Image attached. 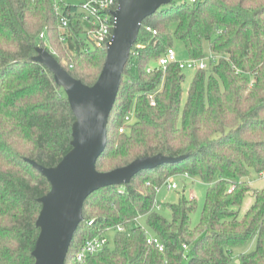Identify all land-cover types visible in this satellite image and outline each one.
I'll return each instance as SVG.
<instances>
[{
    "label": "trees",
    "instance_id": "16d2710c",
    "mask_svg": "<svg viewBox=\"0 0 264 264\" xmlns=\"http://www.w3.org/2000/svg\"><path fill=\"white\" fill-rule=\"evenodd\" d=\"M54 2L0 0V264L35 262L39 198L51 183L28 159L56 166L72 149L74 112L64 87L34 59L37 47L87 85L97 81L107 57V49L90 46L91 25L78 4L61 2L71 13L65 29ZM175 40L183 42L188 58L206 57L207 48L219 56L209 69L196 71L184 103L179 64L158 65ZM157 154L188 157L89 195L66 264H80L84 242L118 224L127 229L115 230L114 247L108 244L87 264H229L233 249L254 238L255 249L240 259L264 264V186L247 180L264 175V0H172L143 21L96 167L106 172ZM178 173L208 185L196 227L190 224L195 196L182 194L169 204L171 219L156 209L158 189ZM250 192L254 203L240 217L238 207ZM140 217L162 240L163 251L147 242L146 230L135 222Z\"/></svg>",
    "mask_w": 264,
    "mask_h": 264
},
{
    "label": "water",
    "instance_id": "95a60500",
    "mask_svg": "<svg viewBox=\"0 0 264 264\" xmlns=\"http://www.w3.org/2000/svg\"><path fill=\"white\" fill-rule=\"evenodd\" d=\"M171 1L119 0L114 12L113 39L108 45L102 71L93 85L73 77L50 51L37 47L38 54L34 59L45 64L56 82L64 87L76 120L72 129V149L56 166L47 167L28 159L51 183L50 191L39 198L43 207L37 219L40 234L33 250L34 264H66L74 233L84 218L85 201L93 192L129 183L142 171L188 157L157 154L106 172L96 167L108 143L109 118L143 21Z\"/></svg>",
    "mask_w": 264,
    "mask_h": 264
},
{
    "label": "built area",
    "instance_id": "2783aa9c",
    "mask_svg": "<svg viewBox=\"0 0 264 264\" xmlns=\"http://www.w3.org/2000/svg\"><path fill=\"white\" fill-rule=\"evenodd\" d=\"M64 0H55L54 7L58 11L61 20L62 28H67L70 25V14H65L61 9V2ZM192 2L196 0H190ZM119 0H81L79 6L81 18L87 21L91 25V29L88 31L91 41L94 42L96 47L107 49L108 45L111 43L114 34V28L116 25V17L114 12L118 9ZM146 29L153 34H157V31L151 26H147ZM41 38H45V31L40 34ZM66 34H64L61 39L65 40ZM219 60V56L211 54L208 57L200 59H180L174 49L170 47L167 49L164 55L158 59V65L163 69H166L167 65L171 62H177L182 70L185 68L199 69H209ZM152 103L155 104L153 95H151ZM132 112L126 116V122H132ZM125 126L120 128L124 131ZM165 184L169 189L177 188V184L169 178ZM233 186L229 189L231 191ZM138 218L135 220V222ZM90 224L93 221L89 222ZM137 225H141L136 222ZM142 226V225H141ZM143 227V226H142ZM144 228V227H143ZM127 227L124 224H118L116 226L107 227L100 235L87 239L84 244L80 247L77 253V260L80 264H87V259L89 256L97 254L104 250V248L109 244V238L107 237V232L109 230L124 231ZM145 229V228H144ZM146 230V229H145ZM147 232V231H146ZM147 242L154 244L159 250L163 251L165 249L164 243L157 235H150L147 232ZM186 246V245H185Z\"/></svg>",
    "mask_w": 264,
    "mask_h": 264
},
{
    "label": "rangeland",
    "instance_id": "374dc122",
    "mask_svg": "<svg viewBox=\"0 0 264 264\" xmlns=\"http://www.w3.org/2000/svg\"><path fill=\"white\" fill-rule=\"evenodd\" d=\"M74 4H80L81 0H70ZM183 0H175V2L179 3ZM90 46L95 47L93 41H90ZM174 49L178 55V58L184 60L188 58L187 51L183 42L179 40H175ZM210 49H206V57L210 56ZM196 69L194 68H185L183 73L185 75V79L183 82V103L187 99L188 90L192 83V80L196 74ZM172 180L177 184V188L169 189L168 186L164 183L157 192L156 196V209L166 218H172V212L169 208V204L177 203L179 201V197L182 194H185L187 197L195 196L197 199L198 207L197 210L191 214L190 224L192 227H196L201 219L203 207L206 200V193L208 185L199 177L194 175H189L188 173H178L174 176H171ZM247 180L250 181V184L254 188H262L264 186V175L261 177L258 174L253 173ZM254 203V196L252 192L248 193L244 198V201L240 207H238L239 215L242 217L245 212L252 206ZM140 223L146 231L150 235H154L153 230L147 225L146 219L144 217L138 218L136 221ZM115 230H109L107 232V237L109 238V247H114V237ZM256 247V238L251 240L245 245L237 246L233 249V253L231 256V261L229 264H243L240 259V255L242 253H246L252 251Z\"/></svg>",
    "mask_w": 264,
    "mask_h": 264
}]
</instances>
